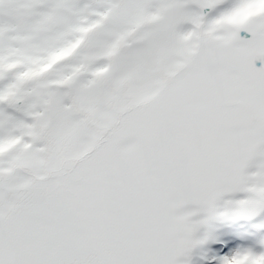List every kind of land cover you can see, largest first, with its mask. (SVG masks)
Listing matches in <instances>:
<instances>
[{"label": "snow or ice", "instance_id": "1", "mask_svg": "<svg viewBox=\"0 0 264 264\" xmlns=\"http://www.w3.org/2000/svg\"><path fill=\"white\" fill-rule=\"evenodd\" d=\"M193 248L264 264V0H0V264Z\"/></svg>", "mask_w": 264, "mask_h": 264}, {"label": "rangeland", "instance_id": "2", "mask_svg": "<svg viewBox=\"0 0 264 264\" xmlns=\"http://www.w3.org/2000/svg\"><path fill=\"white\" fill-rule=\"evenodd\" d=\"M257 66H259V62H257ZM189 254L184 258L186 264H205L204 251L201 248H193Z\"/></svg>", "mask_w": 264, "mask_h": 264}, {"label": "bare ground", "instance_id": "3", "mask_svg": "<svg viewBox=\"0 0 264 264\" xmlns=\"http://www.w3.org/2000/svg\"><path fill=\"white\" fill-rule=\"evenodd\" d=\"M190 255V254H189Z\"/></svg>", "mask_w": 264, "mask_h": 264}]
</instances>
